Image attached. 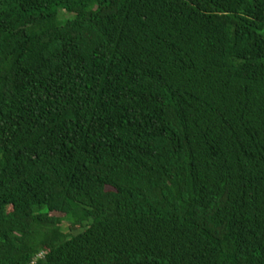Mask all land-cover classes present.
<instances>
[{
	"label": "trees",
	"instance_id": "trees-1",
	"mask_svg": "<svg viewBox=\"0 0 264 264\" xmlns=\"http://www.w3.org/2000/svg\"><path fill=\"white\" fill-rule=\"evenodd\" d=\"M264 264V0H0V264Z\"/></svg>",
	"mask_w": 264,
	"mask_h": 264
},
{
	"label": "built area",
	"instance_id": "built-area-1",
	"mask_svg": "<svg viewBox=\"0 0 264 264\" xmlns=\"http://www.w3.org/2000/svg\"><path fill=\"white\" fill-rule=\"evenodd\" d=\"M44 252H41L30 264H34L38 257H42Z\"/></svg>",
	"mask_w": 264,
	"mask_h": 264
}]
</instances>
